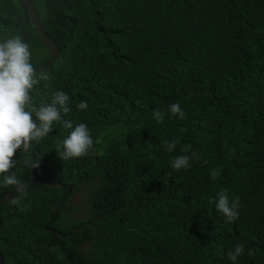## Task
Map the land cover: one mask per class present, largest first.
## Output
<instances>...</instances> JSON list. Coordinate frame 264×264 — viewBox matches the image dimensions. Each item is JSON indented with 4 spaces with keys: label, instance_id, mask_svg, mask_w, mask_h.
<instances>
[{
    "label": "trees",
    "instance_id": "obj_1",
    "mask_svg": "<svg viewBox=\"0 0 264 264\" xmlns=\"http://www.w3.org/2000/svg\"><path fill=\"white\" fill-rule=\"evenodd\" d=\"M33 3L60 54L34 74L50 79L34 86L26 110L64 91L70 111L29 151L17 150L10 171L64 188L25 184L26 197L0 204L4 264H264V0ZM17 36L34 68L50 60L23 0H0V42ZM173 103L183 119L169 112ZM63 120L87 125L85 156L59 157L72 130ZM192 153L190 168L170 167ZM39 157L38 168L24 163ZM85 187L89 209L77 217L70 199ZM14 189L0 188V198ZM221 189L239 197L233 222L215 208ZM237 244L244 251L233 262Z\"/></svg>",
    "mask_w": 264,
    "mask_h": 264
},
{
    "label": "clouds",
    "instance_id": "obj_2",
    "mask_svg": "<svg viewBox=\"0 0 264 264\" xmlns=\"http://www.w3.org/2000/svg\"><path fill=\"white\" fill-rule=\"evenodd\" d=\"M30 46L19 36L0 42V188L12 186L23 196L28 193L24 182L17 178L10 170L16 166L13 159L17 150L27 152L31 149L32 141H39L52 131L54 121L61 120V112L70 111L69 96L64 91H56L52 94L50 103L41 104L39 109L26 110L30 103V93L40 80L50 79L47 75H41L39 79L34 78L35 68L30 62ZM79 110L87 108L86 102L77 104ZM35 113V119L33 118ZM169 112L184 118V112L179 104L173 103L169 106ZM153 118L162 122L164 113L159 109L153 112ZM66 129H72L69 135L59 142L63 149L59 157L61 160L83 157L93 146L87 125L81 123L73 128L70 120H63ZM178 141L164 140L162 144L166 150L172 152ZM185 148L184 152H188ZM198 158L196 153L189 155H177L172 158L170 167L174 170L188 169L191 167L190 160ZM25 165L31 169L38 168L40 157L34 161L27 159ZM220 170L214 169L210 172L211 179H217ZM13 204L19 202L17 198L11 201ZM1 204V203H0ZM215 208L223 214L227 222L235 221L238 216L239 197L229 198L227 189H221L215 199ZM244 246L237 244L234 250L227 253L228 259L235 262L242 255ZM249 256L253 255L250 250Z\"/></svg>",
    "mask_w": 264,
    "mask_h": 264
},
{
    "label": "water",
    "instance_id": "obj_3",
    "mask_svg": "<svg viewBox=\"0 0 264 264\" xmlns=\"http://www.w3.org/2000/svg\"><path fill=\"white\" fill-rule=\"evenodd\" d=\"M23 2L27 8V11H28V14L30 17V21H31L33 27L36 29L37 35H38L41 43L43 44V46L46 48V50L49 52V54L51 56L50 60L46 64H44L43 66H41L39 68H35V73L43 72V71L49 69L52 66V64L55 62V60L58 58V56L60 54V49H59V46L56 44V42L43 31V29H42V27L38 21L37 15H36V10H35L33 0H23ZM23 182H24V185L33 183V184H45V185L52 187V188H64V185L61 183L54 184L51 182H44V181L39 180V179H28V180H25ZM73 191H74V187L72 185L68 186L65 194L61 198L60 203L58 204V206H57L53 216L49 220L48 224H50L55 219V217L59 213V210H60V207H61L63 201ZM17 194H18V192L16 191V189H14L13 191L9 192L8 194H6L2 198H0V203L12 201L13 198H15ZM0 227H1V219H0ZM45 230H47L49 232H54L53 230H51L47 227H45ZM58 235L62 236L61 233H58ZM0 264H4V259H3V256L1 254H0Z\"/></svg>",
    "mask_w": 264,
    "mask_h": 264
},
{
    "label": "rangeland",
    "instance_id": "obj_4",
    "mask_svg": "<svg viewBox=\"0 0 264 264\" xmlns=\"http://www.w3.org/2000/svg\"><path fill=\"white\" fill-rule=\"evenodd\" d=\"M90 189L88 187L83 188L81 191L75 192L70 201L71 204L78 208V215L77 217H84L88 212V202H89V194Z\"/></svg>",
    "mask_w": 264,
    "mask_h": 264
}]
</instances>
